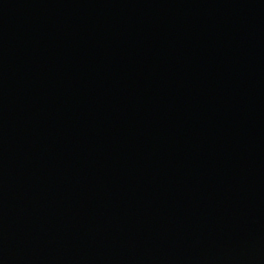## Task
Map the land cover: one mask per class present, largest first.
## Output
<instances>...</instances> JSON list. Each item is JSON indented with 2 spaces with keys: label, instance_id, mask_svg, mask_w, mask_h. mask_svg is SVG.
Listing matches in <instances>:
<instances>
[{
  "label": "water",
  "instance_id": "1",
  "mask_svg": "<svg viewBox=\"0 0 264 264\" xmlns=\"http://www.w3.org/2000/svg\"><path fill=\"white\" fill-rule=\"evenodd\" d=\"M0 264H264V0H0Z\"/></svg>",
  "mask_w": 264,
  "mask_h": 264
}]
</instances>
